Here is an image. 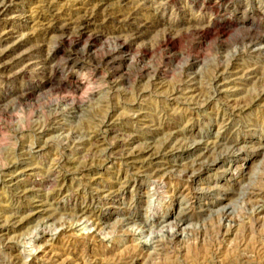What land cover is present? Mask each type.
Wrapping results in <instances>:
<instances>
[{
    "label": "rangeland",
    "instance_id": "374dc122",
    "mask_svg": "<svg viewBox=\"0 0 264 264\" xmlns=\"http://www.w3.org/2000/svg\"><path fill=\"white\" fill-rule=\"evenodd\" d=\"M96 8L87 36L47 31ZM128 13L149 24L125 53L91 36ZM258 37L264 0H14L0 17V264H123L155 218L184 240L139 264H264ZM46 71L63 86L33 78ZM84 208L104 235L87 246Z\"/></svg>",
    "mask_w": 264,
    "mask_h": 264
},
{
    "label": "bare ground",
    "instance_id": "6f19581e",
    "mask_svg": "<svg viewBox=\"0 0 264 264\" xmlns=\"http://www.w3.org/2000/svg\"><path fill=\"white\" fill-rule=\"evenodd\" d=\"M224 1V0H223ZM14 3V0H0V17L1 16H4L6 14H8V12H10L11 8H12V4ZM99 10V8H98ZM96 9H93L91 11H87L84 15L82 16H76L74 18H71L67 23L65 24H62V23H57L56 24H50L48 26V29L47 31L50 33V34H62V35H66V34H69L71 32H75L77 31V33L79 34L80 37L86 35L87 33H89L91 27L93 25L96 24V22L100 19V17L102 16L101 13H99ZM136 11V10H135ZM138 12V11H137ZM104 13V12H103ZM128 17L122 19H113L114 21H110L109 23L112 24V22L115 24L116 22H119L124 25V27H117V26H113V27H108V29L104 30L103 32L101 31H98L100 33H96V34H92L91 36L95 39V40H102V39H105V40H115L116 43H118V47L117 50L120 54L121 53H125L132 45L133 43L142 38L147 32H148V19H143L141 20V23H138V24H134V23H131L130 22V13H128ZM126 15V14H125ZM133 15H138L137 13H133ZM107 16H108V13H107ZM110 16V15H109ZM116 16V15H115ZM124 16V15H122ZM104 17V16H103ZM111 17V16H110ZM106 18V17H104ZM145 18V17H144ZM130 19V20H129ZM236 19V18H235ZM107 20V19H106ZM105 20V21H106ZM225 20V19H223ZM215 21V20H214ZM226 21L228 23L229 20L226 19ZM211 22V21H210ZM107 23V22H106ZM216 24V23H215ZM231 24V23H230ZM97 25V24H96ZM224 25V24H223ZM240 25V24H239ZM198 28V26H196ZM224 27V26H223ZM233 27V26H232ZM199 29V28H198ZM197 30V29H195ZM203 30V29H202ZM206 30V29H205ZM207 31V30H206ZM95 33V32H94ZM121 33H124L126 35V37L124 36L123 38L120 37L119 34ZM76 34V33H75ZM67 36V35H66ZM79 36L78 39H79ZM87 36V35H86ZM259 36V35H258ZM167 38V37H166ZM259 39H257L255 41V46H261L263 45L264 43V38L263 37H258ZM44 39V38H43ZM81 39V38H80ZM171 39V38H170ZM164 40V39H163ZM170 41V40H169ZM166 42V41H165ZM172 42V41H171ZM252 42V40H251ZM167 43V42H166ZM2 54V53H1ZM120 56V55H119ZM3 57H5L4 55H0V61L3 59ZM49 61V59H48ZM47 63V62H46ZM49 63V62H48ZM59 63V62H58ZM55 64V63H54ZM66 64V63H65ZM1 66V65H0ZM2 67V66H1ZM55 68H58V66H54ZM59 69V68H58ZM53 72V71H52ZM3 73V72H2ZM23 73V71H22ZM27 74V73H26ZM31 74V73H30ZM56 74L54 73H51V72H44L42 73V75L38 76V75H35L33 76L34 79H39L37 82L38 83H41V84H44L46 86H51V85H57L58 87L60 86H63V82L60 81H57L56 80V77H55ZM25 77H30V76H27L25 75ZM63 81V80H62ZM32 82V81H31ZM37 83V84H38ZM77 84V83H76ZM28 85V84H27ZM43 86V85H42ZM224 87V86H223ZM24 88V87H23ZM41 88V87H40ZM22 89V88H20ZM25 89V88H24ZM79 89V88H77ZM13 92V91H12ZM23 92V97L26 98V97H29L31 96V92H29V89H25L22 91ZM216 94L219 93V91L216 90L215 92ZM23 98V99H24ZM21 99V98H20ZM22 99V100H23ZM136 153V152H135ZM133 153V154H135ZM127 154V152H126ZM125 154V155H126ZM129 154V153H128ZM127 154V156H128ZM124 156V155H123ZM201 160L193 163L191 166H188V168L186 169L185 171V175L183 176L185 179L187 178L188 179V182H191L192 179H194L196 177V174L202 170L201 168L204 167V163L200 162ZM203 161V160H202ZM218 160H215L213 161L210 165H214L217 163ZM159 172V171H157ZM166 176V175H164ZM41 181V180H39ZM165 180L161 179L160 181H155L153 183V187L156 189L157 192H159L160 190L164 189L165 188V183H164ZM42 182V181H41ZM41 182H38V181H35L33 182V186L35 187L36 185H38L39 183ZM161 192V191H160ZM263 192V189L262 190H259L257 193H249V196L253 199V198H258L260 197ZM112 195V194H111ZM158 195V194H157ZM160 195V194H159ZM263 201V200H262ZM260 200L259 203H257L256 206H258V210H261V212H264V202H262ZM80 213L82 215V217L84 218V220L86 218H88L89 216H87V214L89 215H92V213L94 212H90L89 209L87 208H84V209H81L80 210ZM263 214V213H262ZM95 216V215H94ZM130 217H132V215H130ZM227 217V215H226ZM100 218V217H99ZM98 219H93V217H89V219L86 221V223L90 224V227L93 229V232L91 234H88L86 237H85V243L83 244L84 246H87L89 245V242L90 240H95V239H100V237L103 239L101 232L102 230L100 229L101 227V221ZM155 218V216H154ZM163 218V217H162ZM192 216L190 215H186V214H182L180 216V220L179 221H184V220H189L191 219ZM228 218V217H227ZM259 219V218H258ZM261 219V218H260ZM264 220V219H263ZM264 222V221H263ZM149 224H152L151 227H154L153 225H156L157 228L159 227V231L158 232H152V237H151V240L150 241H146V242H143L142 244V253L137 255V254H132V255H129L127 258H125L126 262H124L123 264H139L140 261L144 258H150L152 256V254L155 252H165L166 249H169V246H171L172 244H175L177 243L178 241H180V239L184 240L183 237V234L185 232L181 231L180 228L178 229L177 225L176 227L170 225V224H167V225H161V222L159 219H154V221H151ZM53 225V224H52ZM156 228V227H155ZM237 226L236 224H233V222H229L228 225H225L224 227H221L220 230H219V234L222 236V237H227L228 235H230L232 232H234L236 230ZM150 230L152 228H149ZM250 229V227H249ZM237 231V230H236ZM194 233V232H193ZM106 238V237H105ZM104 240V239H103ZM45 241H48L45 240ZM47 243V242H45ZM178 245V244H177ZM48 246V245H47ZM43 248V247H42ZM41 249V248H40ZM139 251V250H138ZM136 251V252H138ZM150 251H155V252H150ZM150 252V253H149ZM126 253V252H125ZM156 255V254H155ZM163 258V257H162ZM95 260V259H94ZM121 263V262H120ZM73 264V263H72ZM81 264H97L96 262H90V261H85L83 260V262ZM115 264V263H114ZM117 264V263H116ZM122 264V263H121Z\"/></svg>",
    "mask_w": 264,
    "mask_h": 264
}]
</instances>
